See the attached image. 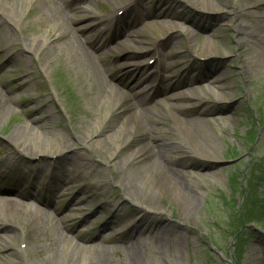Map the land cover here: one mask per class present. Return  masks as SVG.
I'll return each mask as SVG.
<instances>
[{"label": "rangeland", "instance_id": "374dc122", "mask_svg": "<svg viewBox=\"0 0 264 264\" xmlns=\"http://www.w3.org/2000/svg\"><path fill=\"white\" fill-rule=\"evenodd\" d=\"M141 1H136L138 4L133 12L138 19L144 18L137 21L135 28L143 40L141 46L150 50L125 49L121 47L124 36L111 40L112 31L102 32L101 41L105 43V58L111 71L105 75L106 89L97 90L83 62L72 56L62 42H52L61 25L54 19L45 18L41 9L43 0H34L33 4L28 0H0V12L5 15H0V97L13 99L10 106L0 112V188L5 191L20 189L25 195L42 199L54 198L53 207H59L61 214H57L52 206L42 205L51 220L65 214L75 218L66 234L74 243L81 244L82 250L70 264H92L103 259L114 264H129L128 241L132 236L122 234L123 238L118 241L104 242L102 235L112 228L121 231L134 227L147 211L152 215L149 217L154 227L143 234L142 264H264V64H256L251 71H246L241 57L244 44L239 42L236 28L242 26L249 33L256 31L259 27L256 16L262 9L254 8L253 4L258 0H229L231 7L223 12L212 10L216 13L198 10L180 0L160 1V6L159 0ZM116 5L118 3L112 0L79 1L84 11L81 14L94 11L105 18L116 14ZM164 6L173 8L177 19L156 18L158 9ZM69 14H75V10ZM181 16L205 24L206 28L197 36V50L191 47L192 39L186 36V30L193 27ZM156 20L168 24L175 21L182 31L179 35L176 31H167L156 24ZM90 22L95 23L92 16L83 24ZM68 24L75 26L71 20ZM175 36L181 38L182 50L170 52ZM207 38L213 49L210 56L200 51ZM36 43H40L39 50H35ZM161 46L169 62H180L177 75L185 77L196 67L195 73L192 72L197 76L195 82L172 89L170 94L185 96L208 90V94H203L207 102L201 109L184 102L195 127L213 137V145L203 146L210 156L207 158L192 149L191 140L179 127L175 118L177 112L170 107L174 101L165 95H159L153 101H161L165 110L158 133L165 139L172 138L170 133L177 134L174 137L178 153L176 169L201 193L198 208L188 214L183 200L153 166L145 167L140 173L143 193H153L159 184V196L151 201L152 205L142 208L124 196L117 183L115 168L109 167L108 163L112 165L134 149L140 151L134 154L135 159H146L147 150L142 148L145 140L140 131L130 137L129 146L126 144L123 149L119 143L125 144L127 137L116 134L113 139L105 140L100 153L97 151L101 129L98 120H102L115 101V96L105 97L106 91L111 84L116 85L120 77L129 79L128 83H123L126 89L139 77L155 79L160 68L156 66L158 56L153 57L152 51ZM248 46L252 44L248 43ZM254 55L255 50L246 57L252 59ZM137 67L144 68L140 69L143 72L138 73ZM146 83L144 81L134 91H143ZM222 86L226 87L223 91ZM220 93L226 94L225 99H217ZM121 110L125 111L126 107L122 106ZM113 119L112 116L105 122L110 124ZM25 125L39 129L38 134L30 133L28 139L31 144L43 140L48 143L47 155L37 154L36 149H32V155L27 156L10 144V132ZM186 148L193 153L184 156L182 151ZM11 158L16 161V166ZM62 173L70 184H66V180L64 184H58ZM76 194L84 200L70 205L69 201ZM8 198L25 202L29 209L40 205L31 196L23 199L0 194V200ZM105 201L113 208L106 207ZM117 208L118 212L115 211ZM86 216L88 218L82 222ZM42 230L44 232L35 235L38 237L35 245L31 238L28 253H25L28 243L24 242L23 236L8 233L21 256L26 255L25 260L20 254L12 255L7 241L0 237V262L50 264L53 257L50 223L44 222ZM77 231L83 234L81 240L74 235ZM63 250L62 254L67 248L64 246ZM67 258L62 256L61 264L67 263L64 260Z\"/></svg>", "mask_w": 264, "mask_h": 264}, {"label": "bare ground", "instance_id": "6f19581e", "mask_svg": "<svg viewBox=\"0 0 264 264\" xmlns=\"http://www.w3.org/2000/svg\"><path fill=\"white\" fill-rule=\"evenodd\" d=\"M79 1L81 0H61V2L57 0H43V4L41 5L42 13L43 15H46L45 18L51 20L54 19L61 25V30L56 32L52 42H54V44H57V42H62L65 47L70 49L72 56L83 62L82 64L88 70V72H90L94 86L97 90L106 89L104 87L105 85L107 86L105 75L111 71V65L105 58V43H102L101 41V33L112 31L111 34L113 37L111 40L119 39L120 37L124 36L125 39L121 42V47L125 49L128 47V49L131 51L142 49L150 50L145 46H141L143 45V40L140 38V32L135 28L137 21H142L144 17L141 16L138 19V17L135 16L133 12L135 7H137V0H112V2H116V4L118 3L119 6H115V8L118 7L116 9V14H113L111 17L107 18L96 14L94 11H91L92 14H81V12L84 11H82L83 8L79 6ZM160 1L165 3L166 0H159L158 5L160 4ZM180 1H182L185 5L191 6L198 10H209L211 12H223L228 9L230 5H232L231 1L229 0ZM28 2L33 4L34 0H28ZM253 6L256 9H262L261 14L256 16L257 20L259 21V27L256 28V31L249 33L246 32L242 26L236 27L239 32L238 40L240 43L244 44L241 57L243 60V66L246 68L247 72H249V70L251 71L253 66L256 64H264V1L258 0L253 4ZM248 9L249 8L247 7L246 11ZM72 10H75V14L70 15L69 12ZM21 11H24V9L22 8ZM173 11L174 10L171 7H160L156 13V18L162 19L161 17L168 16L175 20L177 19L178 15L175 12L173 13ZM119 12L121 13L119 14ZM0 15L5 17L3 12H0ZM245 15L249 16L250 14L245 13ZM91 16L94 18L95 23L92 22L91 24L90 22L88 24H83V21H85L87 18H91ZM181 18H183V21H185L188 25L193 27L192 30H186V36L192 39L190 43L191 47L197 50L199 47L197 36L199 32H202L204 28H206L205 24L201 20H190L189 18L182 16ZM69 20L73 21L75 26L68 24ZM155 23L162 25V27H164V29L167 31H176L178 35L180 34V31H182L175 21H170L168 24V22L166 23L164 20H156ZM127 43L128 46H126ZM248 43H251L252 46L249 47ZM35 45V50H39L40 43H36ZM182 45L183 43L181 38L175 36L173 41L174 48L170 52L182 50ZM162 48L163 47L161 46L153 49L152 51L153 57L158 56L156 60V66L160 68L155 76V79L152 78L151 80V77H147L144 78V80L139 77L134 84H129L130 87L126 89L127 87L123 85V83H128L129 79L120 77L117 79L116 85H110V89L106 91L108 92L107 94H105L106 92H103L105 97L108 95L110 99L112 96H115V101L113 106H110L103 114V117L101 118L102 120H98V124L100 125L101 129L98 133L100 141L97 151L100 153L105 140L107 141L109 138L113 139L116 134L126 135L127 137L125 144L119 143V147L123 149L130 137L134 136L140 131L145 140L142 148L143 150H147L146 154L148 157L146 159H135L134 154L139 153L140 151L134 149V151H132L128 156L118 158L112 163V165L108 163L109 167L115 168L117 183L121 187L124 196H126L127 199L138 203L142 208H149V206L152 205L151 201H153V199H157L159 196V184L157 187H155L153 193L151 191L149 193H143L144 186L140 183V173L145 171V167L153 166L159 172L158 174L161 176V179L166 180V183H168L176 192L175 194L183 200L185 212L188 214L198 208L200 204L201 193L193 185L186 182L181 176V172L176 169L175 162L178 159V153L176 152L177 147H175L176 140L174 137H176L177 134L170 133L172 138L165 139L158 133L160 125L163 122L162 118L164 116L162 114L165 112V110L161 105V101L154 103L153 101L159 95H165L168 100L174 101L170 104V107L172 110L177 112L175 118L179 127L187 134L186 138L191 140L192 149L201 157L207 158L210 156L204 152L203 146L207 144L210 146L213 145V137L195 127L194 119H191L189 117V113L187 112L188 105H186L184 102H190L192 107L201 109L207 102L203 97V94H208V90H205L203 94L198 93L185 96L184 94H170V90L172 89L181 88L187 82L189 84H193L195 82L197 76L192 74V72L195 73L196 67L189 75L186 74L185 77L177 75L176 72L178 71L180 62H169L166 59V54L164 53L165 51ZM212 50L213 49L209 45V40L207 38L202 44L200 51L205 54L208 53V56H210L213 54L211 52ZM253 50H255V55L252 59H248L246 57L247 54ZM180 56L182 58L183 54L181 53ZM140 69L144 68L137 67L136 70L138 73L143 72ZM143 80L147 82L143 88V91H134L137 86L144 82ZM25 83L26 81H24V84ZM222 88V91L226 89L225 86H222ZM225 96V93H220L217 95V99L223 100L225 99ZM12 100V98L0 97V112L3 111L2 109L8 108ZM122 106L126 107L125 111L121 110ZM198 114L201 115L200 112H198ZM112 116L114 117L113 121L110 122V124H107L109 122L105 121ZM38 130L39 129L37 127L29 125H25L24 128H14L8 136V141L13 146H16L22 154L27 156L32 155V149H36L35 152H37V154L47 155V149L49 147L48 143L43 140L36 141V144H31L30 140L28 139L30 133L32 135L38 134ZM111 131L112 133H110ZM108 132L109 134H107ZM103 137L105 138L103 139ZM83 142L86 144V141ZM129 143L127 144L128 146ZM65 147L68 148L70 146ZM61 150L63 151L64 149L62 148ZM192 153L193 152L190 151L189 148L183 149L182 151L184 156H188ZM11 162L13 166H16V161L14 158H11ZM28 169H30V167H28ZM89 169L91 172H94V168L91 167V165H89ZM65 180L66 184H70L66 176L62 173V175H60L58 178V184H64ZM2 192L3 190L0 189V194ZM96 194L99 195V193ZM14 195L23 199L31 196L32 198H36L40 205L35 209L32 207L29 209L25 205V202L16 200L14 198L0 200V237H4L7 241V246L10 248L11 254H20L21 256L22 253H20V250L17 249L16 243L9 238L8 233H11V235L13 234L14 236H17V234L20 233L24 238V242L28 243H26L27 247L25 250V253H28L31 238L32 244L35 245L38 238H36L35 235H39L41 232H44L42 230V225L44 222H48L50 223V246L51 250L53 251V257H51L52 262L50 264H61L60 259L62 256L64 257V255L68 257V260L64 259L67 263L63 262V264H70L71 260L76 258L79 250H82L81 244L77 242L74 243L72 237L66 234V230L69 229V224H72L75 218L70 214H65L61 218L51 220L48 216V212L42 208V205L53 207L54 198L49 200L48 198L42 199L40 197H34L32 194L25 195L19 189L15 191ZM80 196L81 195L79 194L74 195L69 201V204L75 206L77 203L82 202L84 199ZM104 203L106 207L113 208V205L108 203V201H105ZM53 208L57 214H61V209L59 207L54 206ZM80 209L78 208V210ZM16 211L19 213H16ZM115 211L118 212L119 208H117ZM143 213L145 214L141 215L138 224L134 227L129 229L124 228L121 231L112 228L109 233L102 235V240L104 242L118 241V239L122 237V234L132 236L130 237V241H128V254L130 259L129 264H142L141 260L143 257V252L141 247L145 244L143 234L147 233L149 228L154 227V223H152L153 220L151 217H149L152 216L150 215L151 213H148V211ZM87 218L88 216L83 217L82 222ZM74 235L79 240H81L83 234L81 231H77ZM61 245L63 248H61ZM64 246L65 249L67 248V250L62 254V251H64ZM24 256H21L22 260H25L26 255ZM0 264L3 263L0 262ZM92 264L114 263L109 259H103L96 260L95 262H92Z\"/></svg>", "mask_w": 264, "mask_h": 264}]
</instances>
